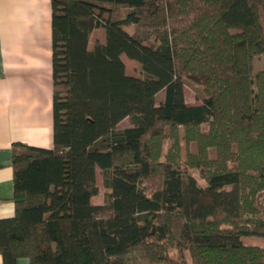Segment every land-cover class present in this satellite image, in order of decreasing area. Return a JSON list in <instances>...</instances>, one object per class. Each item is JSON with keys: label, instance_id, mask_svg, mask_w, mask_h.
I'll return each mask as SVG.
<instances>
[{"label": "trees", "instance_id": "16d2710c", "mask_svg": "<svg viewBox=\"0 0 264 264\" xmlns=\"http://www.w3.org/2000/svg\"><path fill=\"white\" fill-rule=\"evenodd\" d=\"M51 10L53 147L13 148L3 264H264V0Z\"/></svg>", "mask_w": 264, "mask_h": 264}, {"label": "crops", "instance_id": "0c3cea01", "mask_svg": "<svg viewBox=\"0 0 264 264\" xmlns=\"http://www.w3.org/2000/svg\"><path fill=\"white\" fill-rule=\"evenodd\" d=\"M51 15V0H0V218L14 214L13 148L53 147Z\"/></svg>", "mask_w": 264, "mask_h": 264}, {"label": "rangeland", "instance_id": "374dc122", "mask_svg": "<svg viewBox=\"0 0 264 264\" xmlns=\"http://www.w3.org/2000/svg\"><path fill=\"white\" fill-rule=\"evenodd\" d=\"M262 24H263V28H264V18H261ZM96 38H99L101 41L103 40V32L102 30H95L93 32V34L91 35V39H90V44L91 45L94 40ZM124 63L126 65V69L129 73L131 74H137L138 73V68L135 64L134 61L126 58L125 56L123 57ZM253 66H254V72L262 69L264 67V57L263 56H257L254 58L253 60ZM184 94H185V100L188 104H197L200 102L202 96H203V92L200 86L187 81L185 83L184 86ZM163 96V93L160 92L157 95V100L159 101ZM127 122V119L125 121H123L122 123H120V127H123ZM203 129H207L206 125H202ZM182 146H184V142L181 141ZM169 145V141L165 140L163 142L162 145V152L164 153ZM195 177L197 178V180L199 181V183L204 184V181L202 179L199 178V176L197 174H195ZM97 183L99 186V192L97 195H95L92 198V202L93 203H102L103 199H104V195L107 192V189L102 185V177L99 173V171L97 172ZM241 241L243 244H247V245H257V246H262L264 247V237L261 236H242L241 237Z\"/></svg>", "mask_w": 264, "mask_h": 264}]
</instances>
